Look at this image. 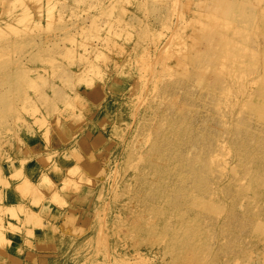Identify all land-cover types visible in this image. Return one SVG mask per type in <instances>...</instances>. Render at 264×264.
<instances>
[{
  "label": "rangeland",
  "instance_id": "rangeland-1",
  "mask_svg": "<svg viewBox=\"0 0 264 264\" xmlns=\"http://www.w3.org/2000/svg\"><path fill=\"white\" fill-rule=\"evenodd\" d=\"M0 264H264V0H0Z\"/></svg>",
  "mask_w": 264,
  "mask_h": 264
},
{
  "label": "bare ground",
  "instance_id": "bare-ground-1",
  "mask_svg": "<svg viewBox=\"0 0 264 264\" xmlns=\"http://www.w3.org/2000/svg\"><path fill=\"white\" fill-rule=\"evenodd\" d=\"M185 67V66H184ZM182 87V86H181ZM193 99V98H192ZM171 107V106H170ZM166 174H168V172H166Z\"/></svg>",
  "mask_w": 264,
  "mask_h": 264
}]
</instances>
